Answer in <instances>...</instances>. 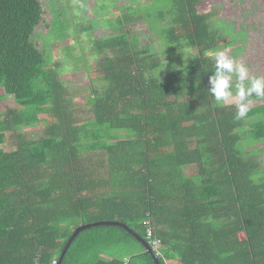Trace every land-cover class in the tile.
<instances>
[{"label":"trees","instance_id":"trees-1","mask_svg":"<svg viewBox=\"0 0 264 264\" xmlns=\"http://www.w3.org/2000/svg\"><path fill=\"white\" fill-rule=\"evenodd\" d=\"M199 3L120 7L108 28L118 33L93 42L82 121L61 79L71 63L36 43L39 0H0V102L14 103L0 112V264H58L76 229L101 222L142 240L150 230L159 264H264V100L237 120L234 104L208 95L205 52L236 36ZM144 13L159 51L122 28ZM60 264L156 263L137 237L102 224L78 233Z\"/></svg>","mask_w":264,"mask_h":264},{"label":"rangeland","instance_id":"rangeland-1","mask_svg":"<svg viewBox=\"0 0 264 264\" xmlns=\"http://www.w3.org/2000/svg\"><path fill=\"white\" fill-rule=\"evenodd\" d=\"M115 1L39 0L44 14L43 21L36 33V43L41 48L45 45L43 49L47 51L46 56L52 63H67L68 61L71 63L66 65L64 73L61 74V79L67 86L77 89L74 91V102L82 110L79 114L82 121L92 118V102L91 98L88 97L91 93L88 89L91 75L85 69L87 66L98 64L93 42L113 33L108 29L110 24L114 26L117 24L116 19L122 16L120 7L131 0H117L115 7H113ZM136 1L137 7H140L141 10L140 13L152 2V0ZM197 9L201 14L213 12L214 18L219 19L221 24L226 25L227 29L234 28L233 35L236 36V40L233 45L227 47L228 55L234 56L239 62L245 64L249 69L250 76H264V0H200ZM126 13L130 14V11ZM55 15H58V18L56 17L54 20H58L63 26H66L64 38L53 30ZM140 17L130 27L124 24L123 30L131 28L130 30L139 36L142 44L149 45L155 51H159L160 33L150 30L147 14H140ZM224 37L228 42L229 37ZM69 49L74 50L73 59L70 57L65 60L66 52ZM233 50H235L236 55H233ZM182 53L181 58L185 60L191 59L194 54L192 50H184ZM78 57L81 59L77 63L79 68L74 70V62ZM166 60L169 61L167 58ZM10 108H14L12 100L5 99L0 102V112ZM32 131L26 129L23 133L29 136ZM12 145L9 142L6 147L11 148ZM261 159L264 161V157Z\"/></svg>","mask_w":264,"mask_h":264},{"label":"clouds","instance_id":"clouds-1","mask_svg":"<svg viewBox=\"0 0 264 264\" xmlns=\"http://www.w3.org/2000/svg\"><path fill=\"white\" fill-rule=\"evenodd\" d=\"M228 51L225 47L205 52L211 62V68L204 71L210 73L206 92L217 105L234 103L235 119L240 120L247 116L253 103L264 100V76H250L248 67L228 55ZM143 241L147 244L146 239Z\"/></svg>","mask_w":264,"mask_h":264},{"label":"water","instance_id":"water-1","mask_svg":"<svg viewBox=\"0 0 264 264\" xmlns=\"http://www.w3.org/2000/svg\"><path fill=\"white\" fill-rule=\"evenodd\" d=\"M102 224H107V225H113V226H118V227H121L125 230H127L131 235H134L135 237H137V240L139 241V243L146 249V251L151 255V257L154 259L155 263L156 264H159L157 258L155 257V255L152 253V251L148 248L147 244L144 243V241L136 236V234L134 232H132L131 230H129L125 225L123 224H119V223H95V224H91V225H86V226H83V227H80L78 229L75 230V232L73 233V235L71 236V238L68 240V242L66 243L65 247H64V250L62 251V254L59 258V262L58 264L61 263L64 255L66 254L68 248L70 247L71 243L73 242V240L76 238V236L78 235V233H80L82 230L84 229H87V228H90V227H96V226H100Z\"/></svg>","mask_w":264,"mask_h":264},{"label":"built area","instance_id":"built-area-1","mask_svg":"<svg viewBox=\"0 0 264 264\" xmlns=\"http://www.w3.org/2000/svg\"><path fill=\"white\" fill-rule=\"evenodd\" d=\"M145 239L147 241V244H148L149 248L152 251L157 250L159 241L158 240H155L152 237V233H151L150 230H148L147 235L145 236ZM54 264H55V262H54Z\"/></svg>","mask_w":264,"mask_h":264}]
</instances>
